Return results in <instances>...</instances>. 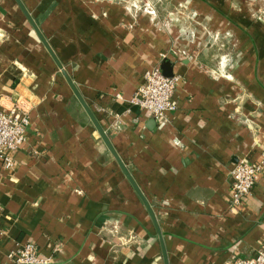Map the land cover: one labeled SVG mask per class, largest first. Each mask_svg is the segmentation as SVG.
<instances>
[{
	"label": "crops",
	"instance_id": "crops-1",
	"mask_svg": "<svg viewBox=\"0 0 264 264\" xmlns=\"http://www.w3.org/2000/svg\"><path fill=\"white\" fill-rule=\"evenodd\" d=\"M19 1L60 66L17 0H0V109L17 104L29 120L13 165L0 160V264L25 242L53 264L254 256L264 246V167L233 208L230 172L264 153V0H173L200 22L183 36L130 0ZM164 61L179 81L159 122L129 100Z\"/></svg>",
	"mask_w": 264,
	"mask_h": 264
},
{
	"label": "built area",
	"instance_id": "built-area-1",
	"mask_svg": "<svg viewBox=\"0 0 264 264\" xmlns=\"http://www.w3.org/2000/svg\"><path fill=\"white\" fill-rule=\"evenodd\" d=\"M128 5L152 17L157 15L155 4L151 0H130ZM178 81V76H165L159 66H154L143 74L142 82L134 91L129 103L139 110L146 111L156 121H167L168 114L175 109L172 97ZM28 122L27 114L17 104L6 110L0 109V160L7 168L14 163L12 152L19 149L25 141ZM263 167L264 153L256 162L243 158L237 160L230 172V208L239 204L241 199L251 192ZM9 257L11 261L8 264H53L50 257L38 255L32 242L23 243ZM230 264H264V246H260L254 256L237 258Z\"/></svg>",
	"mask_w": 264,
	"mask_h": 264
},
{
	"label": "water",
	"instance_id": "water-1",
	"mask_svg": "<svg viewBox=\"0 0 264 264\" xmlns=\"http://www.w3.org/2000/svg\"><path fill=\"white\" fill-rule=\"evenodd\" d=\"M17 2L19 3L21 9L23 10V12L27 15L29 21L31 22L33 28L35 29V31L37 32V34L39 35L42 43L44 44V46L47 48L48 52L51 54L52 58L55 60V62L60 66V64L57 62L55 56L53 55V53L51 52L49 46L47 45V42L45 41V39L43 38V36L41 35V33L39 32L38 28L36 27V25L33 23V21L31 20V18L29 17V15L27 14V12L25 11V9L23 8L21 2L19 0H17ZM162 68V72L165 76H172V71H171V67L168 61H164L161 65ZM62 74L64 75L67 83L69 84L73 94L75 95L76 99L78 100V102L81 104L82 108L84 109L85 113L87 114L89 120L91 121V123L93 124L95 130L97 131L99 137L101 138V140L104 142V144L106 145L107 149L109 150V152L112 154V156L115 158V160L117 161L122 173L124 174V176L127 178V180L130 182V184L132 185V187L134 188V190L137 192V194L140 196V198L143 200L146 209L148 210L152 220L154 221V223L156 224V220H155V216L149 206V204L145 201L144 197L142 196V194L139 191V188L137 187V185L135 184L134 180L132 179L131 175L129 174L128 170L126 169L125 165L123 164L122 160L120 159V157L118 156V154L116 153L115 149L113 148L107 134L105 133V131L103 130V128L100 126L99 122L97 121L96 117L94 116L93 112L91 111V109L89 108V106L85 103V101L83 100V98L81 97L79 91L77 90L76 86L73 84L72 80L70 79V77L67 75V73L63 70ZM158 235L160 238V234L158 231ZM164 254V252H163ZM164 256V255H163ZM164 260L166 262V258L164 256ZM166 264V263H165Z\"/></svg>",
	"mask_w": 264,
	"mask_h": 264
},
{
	"label": "rangeland",
	"instance_id": "rangeland-1",
	"mask_svg": "<svg viewBox=\"0 0 264 264\" xmlns=\"http://www.w3.org/2000/svg\"><path fill=\"white\" fill-rule=\"evenodd\" d=\"M155 5L157 11H161L168 17V24L171 21H175L180 25V31L182 36L184 33L193 34L195 30L193 28L200 23L196 20V12L191 8L190 3L173 2V0H151ZM260 14V12H259ZM261 15V14H260ZM193 30V32H192ZM210 33V32H209ZM216 33V35L214 34ZM212 35L217 36L218 32H214Z\"/></svg>",
	"mask_w": 264,
	"mask_h": 264
}]
</instances>
